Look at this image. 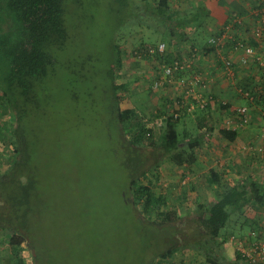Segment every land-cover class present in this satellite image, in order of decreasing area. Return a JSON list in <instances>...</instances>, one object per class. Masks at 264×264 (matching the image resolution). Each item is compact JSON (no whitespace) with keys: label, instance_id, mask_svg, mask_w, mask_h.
Segmentation results:
<instances>
[{"label":"trees","instance_id":"16d2710c","mask_svg":"<svg viewBox=\"0 0 264 264\" xmlns=\"http://www.w3.org/2000/svg\"><path fill=\"white\" fill-rule=\"evenodd\" d=\"M180 1L111 0L112 12L116 20L115 29H129L135 25L142 29L153 27L161 37V43L167 45L165 54H151L148 51L149 46H155V44L149 43L143 36L137 49L132 52L137 58L140 56L156 58L160 62V65L155 66L158 69V75L148 80L147 87L151 89L150 92L156 91L153 85L162 74L164 64H173L176 61L183 64L187 57L190 66H185L183 69L179 67L173 72L171 78L174 80L185 78L186 81H190L191 76H202L204 79L198 82V93L207 95L205 92H211L212 96L206 105H199L197 99L185 98L186 91H181L180 86L175 85L176 83L173 85L167 80L166 83L169 84L163 86L165 92L159 96L163 101L162 106L149 112L148 116L144 113L146 106L143 103L121 108L120 94L129 84L118 81L119 74L116 73V66L121 63L122 52L116 41L117 38H111L112 56L107 73L112 87V117L119 125L117 129L121 145H126L137 152L143 146L155 149L172 164L183 168L182 179L186 183L189 175L198 171L195 166L199 159L198 149L221 125L215 122L214 114L218 110L230 108V103L213 90L208 78L213 76V72L205 76L206 69L201 68V64L208 56L209 63L216 62L217 69L224 72L222 78L236 80V70H239L241 66L230 53L242 49L241 44L251 46L254 50L249 62H260L263 57L260 58L257 51L255 52V47L259 46L264 31V2L255 4V9L259 10L254 16L258 20L257 25H250L255 28L254 31L251 28L253 36L241 38L240 33L247 26L246 22H239L237 19L244 15L241 12L229 11L228 21L211 31L209 28L213 19L211 9L206 4L207 0H186L190 2V6L187 7L189 10L183 12L179 10ZM87 4L90 7L96 6L98 0H0V151L3 153L0 154L2 157L0 183L5 185L3 189H0L2 191L0 192V230L6 231L3 233V241L11 248V254L8 256L10 264H39L42 259L40 250L38 252L35 249L37 248L35 241L29 237L32 231L17 226L9 228L12 222L7 214L10 216L14 214L16 220L25 214H30L35 200L43 191L39 185V171L34 159L36 138L32 135L34 130L29 122L33 113L37 114L44 104L51 101L49 87L53 79L59 75L62 68L65 72L77 73L84 80L88 78L87 74L77 71L75 66L79 65L82 70L89 66V62L93 59L91 55L93 47L88 45L89 43L79 46L77 36L73 35L78 30L75 29V19L72 17L75 11L84 9ZM196 26L200 27V31L203 29L211 34L202 47L198 44L197 38L192 35L198 31ZM224 34H227L224 37L225 44L220 46L219 52L218 47L213 45L210 39L221 38ZM114 35L118 33L114 32ZM190 37L194 39L188 41ZM242 50L244 51L242 56L247 55L245 49ZM224 58L231 60L230 67L232 72H235V77L225 71L227 66ZM235 65L238 66L236 70L233 69ZM216 76L214 79L218 80ZM239 80L246 79L242 77ZM261 80L264 79L261 78ZM204 85L212 89L207 88L204 91ZM170 88L173 90L171 91ZM238 92L250 103L256 100L257 103L264 105V92L260 88L255 87L250 90L245 85ZM155 94H158L157 91ZM241 106L246 107V110L242 112ZM189 115L191 121L185 125V119ZM159 119L164 120L160 130L155 126H149L150 122H156ZM251 119L250 107L240 105L233 110L231 118L223 121L219 131L223 138L234 141L238 130L241 131L250 126ZM122 124L123 132L130 139L129 143L122 139L120 129ZM260 135L264 143V128ZM260 147L258 152L264 155ZM241 149L242 154L251 151L247 145ZM245 158L246 156L240 155V162H245ZM229 167L233 168L230 165L219 170L211 168L205 176V182L209 187L215 188L213 191L215 196L205 195L206 197L200 198L201 195L195 192L197 185L192 182L193 194L182 190L170 203V194L157 191L160 175L158 172L155 175L150 174L151 170L146 159L138 165L137 162L127 165L129 181L127 196L132 206H141L148 217H154L153 220L149 217L151 224H156L160 233H167L171 237L164 239L167 248L159 250L160 244L155 251L154 257L159 258L157 262L155 263L153 259L149 261V264H219L215 254L222 252V246L230 236L229 234H231L230 239L235 236L232 234L234 227L236 229L239 223H243L242 218L244 223L251 219L256 221L259 210L264 209L262 208L264 186L255 179L246 181L239 178L238 182L228 180L226 175ZM238 173L240 171L236 172ZM6 184L10 185L6 187ZM10 186L14 190L11 201L3 197V192ZM192 198L195 199L192 200ZM192 201L198 202L194 211L190 207ZM184 209L189 210L188 216L191 215L192 221L197 222L198 229L195 235L198 238L191 243L186 242L188 238L176 235L177 222L183 215H187ZM3 221L6 223L2 224ZM230 223L236 225L228 227ZM26 241L34 251L32 261L23 254L26 249L23 242Z\"/></svg>","mask_w":264,"mask_h":264},{"label":"rangeland","instance_id":"374dc122","mask_svg":"<svg viewBox=\"0 0 264 264\" xmlns=\"http://www.w3.org/2000/svg\"><path fill=\"white\" fill-rule=\"evenodd\" d=\"M189 3L181 0L179 10H189ZM112 10L111 0H98L96 6L90 7L87 4L84 9L75 11L72 17L78 32L73 35L77 36L79 46L89 43L93 47V59L89 66L82 70L78 65L75 69L87 74L88 78L84 80L77 73L65 72L62 68L49 87L51 101L44 104L37 114L33 113L29 122L34 130L32 135L36 138L34 159L39 171V185L43 191L35 200L30 214L17 220L14 214H7V217L12 222L9 228L17 226L32 231L29 237L36 243L35 249L38 252L40 250L42 259L39 264H149L153 259L156 263L159 258L154 257L155 251L160 244L159 250L167 248L164 239L171 237L167 233H160L156 224H151L149 217L151 220L154 217H148L141 206H132L127 196V165L136 162L138 165L146 159L150 174L158 172L160 175L157 191L170 194V203L182 190L193 194L192 182L196 183L195 192L201 195L200 198L206 197L202 194L201 185L205 184V176L211 168H224V159L227 162L231 160L228 163L233 165L235 150L222 152V157L218 159L217 153L213 154L214 150L199 149V159L195 164L198 171L190 174L191 180L184 183L183 168L172 164L155 149L143 146L137 152L121 145L117 129L119 125L112 117V87L107 73L112 56L111 38H117L122 52L121 63L116 66L118 81L129 84L127 89L121 91L120 107L128 108L143 103L146 109H142L146 116L163 104L159 96L165 92V88L155 89L157 96L154 95L156 91L150 92L151 89L147 87L148 80L156 77L158 69L155 66L160 65V62L156 58H137L132 52L137 49L143 36L146 41L155 45L161 43L162 39L153 27L142 29L135 25L129 29L116 30ZM237 19L246 22L244 17ZM210 23L209 29L214 31L213 21ZM196 27L198 31L192 35L202 47L211 34ZM114 32L118 35H114ZM241 53L230 54L237 60ZM247 55L246 59H251V54ZM207 58L205 57V61L208 62ZM213 63L210 64L214 69L216 64L213 67ZM237 68L235 65L233 69ZM208 78L212 80L211 77ZM122 127L123 124L120 127L122 139L129 143L130 139ZM236 151L243 153L238 147ZM206 159H209L208 163ZM232 171H240L238 174L246 178L253 171L256 180L264 182V164L259 162L255 166H234ZM9 185L6 184V187ZM4 187V183H0V189ZM12 191L14 190L10 186L3 192V197L11 201L14 196ZM197 204L195 201L190 203L193 211ZM188 211L185 210L187 215H183L177 222L176 235L188 238L186 242L191 243L198 238L195 235L198 228L197 222L192 221L191 215L188 216ZM5 223L3 221L2 224ZM231 224L228 227L236 225ZM242 225L245 226L246 223ZM5 232L0 230V264H10L8 256L11 248L3 241ZM23 246L26 248L23 254L32 261L33 248L28 241L23 242ZM193 247L197 249L196 246Z\"/></svg>","mask_w":264,"mask_h":264},{"label":"crops","instance_id":"0c3cea01","mask_svg":"<svg viewBox=\"0 0 264 264\" xmlns=\"http://www.w3.org/2000/svg\"><path fill=\"white\" fill-rule=\"evenodd\" d=\"M222 2H223L222 0H207L206 2V4H208L209 8L211 9V17L214 23V25L212 26L214 27L213 30H215L217 27H221L224 23H226L229 19V13L232 12V10H236L244 14L242 15L241 19H243L244 17V20H246V23H247V27L245 26V28H243L245 30H242V32L240 33L241 38L253 36L252 31H254L255 28H252V31H251L250 24L252 26H254L255 24L257 25L258 20L254 16L258 13V10H259V9H255V4L262 3L264 2V0H224V3ZM239 22H243V21L239 20ZM259 43H260L259 46L255 47V52L257 51V53L260 55V58L263 57V59L257 63H255L254 61L249 62L250 59L248 60L246 59L247 55L242 56L244 51L242 49L239 50L238 48H236L238 49V51H235V52H240V51L242 52L240 59L237 58V61H239L238 65L241 66V68L239 70H236L237 77H238V79L236 80H228V79L226 80L222 78V76L224 75V72L222 73L219 69H217V65H215L214 63H213V67L215 65L214 69L211 67L212 64H210L209 61L208 62L205 61V59L203 63L201 64V68L206 69L204 71L205 76L211 71H213V76L211 77L212 80H209V81L211 82L213 86L214 92H216L218 96L223 98V100L230 103V108L226 110L224 109L218 110L217 113L214 114L215 122L216 123L218 122V124H221L220 127H222L223 121L225 119L231 118L233 116V110L236 107L240 105H248L251 109L252 119H251L250 126L248 125L247 128L241 129V131L238 130L237 137L235 138L234 141H230L229 139L223 138V136L221 135L219 131L220 127H218L214 131L213 135L207 138L205 143L202 145V147L199 148V149L205 148L208 150H211V149L214 150L215 153L213 154L217 153L218 159L222 157L223 155L222 152L224 153V151L226 150H235V154L232 159V162H233L232 166L235 165L236 167L245 166L248 164L250 166H255L256 162L261 163V165L264 164V155L258 152L260 145L263 143V137L262 135H260V133L264 128V105L257 103L256 100L255 101L253 100V102L250 103L246 97L241 96L240 93L238 92V90H240L242 86H245V85L249 87L250 90L255 89V87H257V88H260L262 92H264V88H263L264 80H261V78L264 79V31L262 32V37ZM232 56L235 57L234 55ZM157 75L158 74H156V76ZM216 75H219V76H216ZM234 75H235V72H233V77H235ZM215 76L216 78H218V80L214 79ZM242 77L243 78L245 77L246 80H239ZM171 79L169 82H171L173 85L175 83L178 84V80L172 79L171 81ZM187 83L188 84L185 87H180L181 91H184L185 89L188 88V86L190 85L189 84L190 82L187 81ZM168 84L169 83H167L166 86H168ZM185 120H186L185 125H187L191 121L190 115L187 116ZM246 145L249 146V148H251V151H247L245 154H242L239 151H236L237 147L238 149H241L242 147H245ZM240 155L246 156L245 162L243 163L240 162L241 160ZM206 160H207L206 163H208L209 159H206ZM223 162L224 164L222 166L224 167L230 164L225 159L223 160ZM237 162L238 164H236ZM230 168L231 167L227 169L229 171L226 175L228 180L230 181L234 180L235 182H238L239 178H242L246 181L251 180V179L256 180L255 173L253 171L249 172V178H246V177H241L239 174L234 173L232 169ZM214 169L217 170V168H214ZM188 178L190 179V175ZM258 182H261L262 184H264L262 180H259ZM214 189L213 187H209L208 183L206 182L204 185H201V191H203L202 194H204V196L205 195L215 196L214 195L215 192L213 193ZM263 201H264V198H263ZM262 208H264V206ZM242 221L243 223L245 222L243 218H242ZM246 226L248 229H246ZM253 229L256 230V232H258L260 238L264 239V209L259 210L256 216L255 222L253 221V219H251L250 221L246 222L245 226L242 225V223H239V225H237L235 229L236 231L234 230V233L232 234L237 235V236H234L236 238L246 239L249 233L254 231ZM229 235L231 236V234ZM230 236L228 237V239L225 240V243L222 246V252L215 254L218 259L219 264H235V262L237 263V258L239 257V255L236 252L234 244H232L231 242Z\"/></svg>","mask_w":264,"mask_h":264},{"label":"built area","instance_id":"2783aa9c","mask_svg":"<svg viewBox=\"0 0 264 264\" xmlns=\"http://www.w3.org/2000/svg\"><path fill=\"white\" fill-rule=\"evenodd\" d=\"M225 36L226 35L224 34L221 36V38L212 37L210 39V42L213 43V45H215L216 47H218L219 52L221 51L220 46L224 45ZM241 47L242 49H245L246 53L248 54L254 53V50L251 46H245L241 44ZM148 51L151 54H157V53L165 54L167 51V45L165 43H159L155 46L151 45L149 46ZM224 60L227 66V69L225 71H227V73L231 76L233 74L232 69L230 67L231 60L226 58H224ZM185 66H190L189 58L187 57L184 59L183 64H181L178 61H176L173 64H164L163 65L164 70L162 74L154 82L153 85L154 89L159 90L163 88V86L167 84L166 83L167 80L170 81L173 72L179 67L183 69L185 68ZM200 79L203 80L204 78L199 75L191 76V80L189 81L190 85L188 86L187 89H185L186 91L185 98L190 99L191 97L192 99H197L198 104L204 106L212 99V96L210 95L211 92H205L207 93V95H205L204 93L203 94L198 93L197 87ZM187 84L188 83L185 78L178 79V84L176 83V85L180 87H185ZM207 88L209 89L208 85H204V91ZM246 96H248V92H246ZM192 108L193 106L191 107V109ZM240 110L243 112L246 110V107L241 106ZM163 124H164V120L162 121V119H159V121L150 122L149 126L150 127L155 126L156 129L160 130ZM260 150L264 152V143L262 147H260ZM231 242L232 244H234L236 252L239 255V257L237 258V262H239L240 264H264V239L260 238L258 232L253 231L246 239L236 238L232 236Z\"/></svg>","mask_w":264,"mask_h":264}]
</instances>
